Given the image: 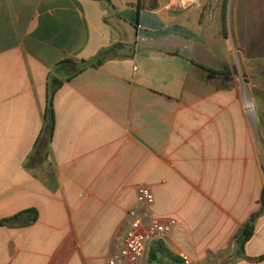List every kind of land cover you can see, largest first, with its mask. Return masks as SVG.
<instances>
[{
	"label": "crops",
	"instance_id": "crops-1",
	"mask_svg": "<svg viewBox=\"0 0 264 264\" xmlns=\"http://www.w3.org/2000/svg\"><path fill=\"white\" fill-rule=\"evenodd\" d=\"M139 3L0 0V220L37 212L0 226V264H106L142 185L184 264H264V214L244 253L235 238L264 190L223 31L225 12L235 28L243 16L228 0ZM102 49L103 65L57 90L53 138L38 144L49 75ZM155 242L142 264H173L152 259Z\"/></svg>",
	"mask_w": 264,
	"mask_h": 264
},
{
	"label": "rangeland",
	"instance_id": "rangeland-1",
	"mask_svg": "<svg viewBox=\"0 0 264 264\" xmlns=\"http://www.w3.org/2000/svg\"><path fill=\"white\" fill-rule=\"evenodd\" d=\"M228 1L233 7L235 22L239 15L243 16L241 28H235L232 18L229 22L227 20L226 29L230 34L228 57L233 62L235 84L239 90L246 127L249 130L251 157L253 150L257 155L259 154L264 177V0ZM250 99L255 105L253 113L246 110L245 107V100ZM234 128L233 136L237 151L239 142L243 141V134L239 132L237 122H235ZM246 136L247 132L245 131V138ZM243 157V154L239 155L236 152L233 161L238 164ZM252 168L253 166L249 169L251 176Z\"/></svg>",
	"mask_w": 264,
	"mask_h": 264
},
{
	"label": "trees",
	"instance_id": "trees-1",
	"mask_svg": "<svg viewBox=\"0 0 264 264\" xmlns=\"http://www.w3.org/2000/svg\"><path fill=\"white\" fill-rule=\"evenodd\" d=\"M139 5L141 6V0ZM152 8L155 5H151ZM227 19L226 12L224 14L223 21V29L224 34L227 36ZM111 54V50L102 49L98 55L88 59L82 60L81 62H76L74 60H64L54 69V74L49 75L48 77V89H47V108L44 116V128L42 131V135L38 140V144L43 140V136L46 135V146H49L51 142L55 130L56 119L54 112V97L57 90L63 85L64 82L73 79L75 76L80 74L87 68L90 67H99L103 65V63L108 59ZM211 73H219L213 70H209ZM46 153L44 154L45 157ZM262 204L263 208L259 213L253 214L250 220L245 224L244 228L240 230V232L236 235V244L239 247V250L244 253L246 243L252 238L255 231V223L256 219L264 214V190L262 193ZM32 213L33 219L37 218V212L35 210H28L23 212L12 219L0 220V226H11L14 222H16L21 216ZM159 255H167L173 260V264H184V260L180 257L172 254L166 247L162 240H158L155 242L154 246L151 249V257L153 260H158ZM258 261H264V255L260 256Z\"/></svg>",
	"mask_w": 264,
	"mask_h": 264
},
{
	"label": "built area",
	"instance_id": "built-area-1",
	"mask_svg": "<svg viewBox=\"0 0 264 264\" xmlns=\"http://www.w3.org/2000/svg\"><path fill=\"white\" fill-rule=\"evenodd\" d=\"M138 203L128 211L125 227L112 245L106 264H142L149 244L166 238L172 225L155 216L150 186L138 187Z\"/></svg>",
	"mask_w": 264,
	"mask_h": 264
},
{
	"label": "water",
	"instance_id": "water-1",
	"mask_svg": "<svg viewBox=\"0 0 264 264\" xmlns=\"http://www.w3.org/2000/svg\"><path fill=\"white\" fill-rule=\"evenodd\" d=\"M131 23L134 25H138V16L135 15L134 18H131ZM123 53L126 55H133L134 54V46L125 44L123 47Z\"/></svg>",
	"mask_w": 264,
	"mask_h": 264
},
{
	"label": "bare ground",
	"instance_id": "bare-ground-1",
	"mask_svg": "<svg viewBox=\"0 0 264 264\" xmlns=\"http://www.w3.org/2000/svg\"><path fill=\"white\" fill-rule=\"evenodd\" d=\"M245 107H246V110H248L249 112H252L253 113V111H254V109H255V105H254V103L252 102V101H250V100H245ZM247 111V112H248Z\"/></svg>",
	"mask_w": 264,
	"mask_h": 264
}]
</instances>
